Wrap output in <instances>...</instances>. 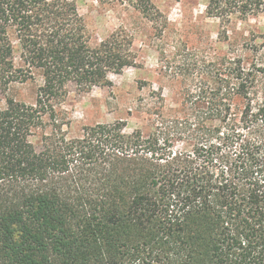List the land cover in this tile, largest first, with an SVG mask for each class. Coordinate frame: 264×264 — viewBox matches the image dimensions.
I'll use <instances>...</instances> for the list:
<instances>
[{"label":"trees","instance_id":"trees-1","mask_svg":"<svg viewBox=\"0 0 264 264\" xmlns=\"http://www.w3.org/2000/svg\"><path fill=\"white\" fill-rule=\"evenodd\" d=\"M205 13L229 47L242 41L225 55L215 110L237 118L225 144L239 145L217 161L213 145L174 152L172 136L126 132L121 120L68 138L66 98L136 68L132 36L93 46L73 1L0 0V96L35 86L33 104L0 99V264H264V66L242 54L264 45V26L232 36L264 20V0H207Z\"/></svg>","mask_w":264,"mask_h":264},{"label":"rangeland","instance_id":"rangeland-1","mask_svg":"<svg viewBox=\"0 0 264 264\" xmlns=\"http://www.w3.org/2000/svg\"><path fill=\"white\" fill-rule=\"evenodd\" d=\"M69 1L85 22L91 45L116 31L130 34L137 67L109 77L111 86L70 92L61 108L68 121L63 128L68 138L78 137L84 127L121 120L126 132L172 136L174 152L194 153L201 145L205 152L213 145L217 161L238 147L239 142L233 148L225 144L230 132L242 130L233 121L237 118L231 116L229 122L225 112L216 111L225 110L219 101H225V55L240 54L242 41L227 45L225 28L205 13L207 0H149L159 12L153 21L135 9V0ZM263 26L264 20L250 19L238 23L232 36L240 38L242 31H260ZM254 50L242 54L248 62L264 66V45ZM5 97L33 104L35 86L15 85L0 96L1 103ZM221 170L225 172V164L214 171Z\"/></svg>","mask_w":264,"mask_h":264}]
</instances>
